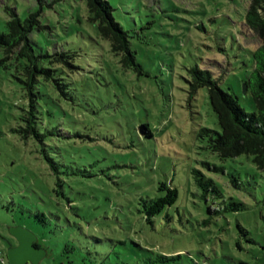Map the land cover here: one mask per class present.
Returning a JSON list of instances; mask_svg holds the SVG:
<instances>
[{"label":"rangeland","instance_id":"obj_1","mask_svg":"<svg viewBox=\"0 0 264 264\" xmlns=\"http://www.w3.org/2000/svg\"><path fill=\"white\" fill-rule=\"evenodd\" d=\"M109 1L142 73L124 68L99 36L86 0H0V32L8 7L22 18L39 11L36 53L71 49L81 66L39 84V127L61 134L47 147L60 186L42 145L12 130L26 101L14 66L0 69V264L17 244L13 226L38 236L47 251L39 264H264V170L252 156L223 159L210 148L203 128L221 127L209 90L190 93L200 67L255 110L245 83L248 44L259 43L244 28L251 0ZM162 183L179 197L151 223L142 198L165 194Z\"/></svg>","mask_w":264,"mask_h":264},{"label":"trees","instance_id":"obj_2","mask_svg":"<svg viewBox=\"0 0 264 264\" xmlns=\"http://www.w3.org/2000/svg\"><path fill=\"white\" fill-rule=\"evenodd\" d=\"M86 3L89 20L97 24L99 36L110 43L111 51L120 56L123 67L142 73L143 66L138 62L131 46L130 33L114 16V6L109 0H86ZM7 10L10 14L7 21L8 29L6 32H0V47L4 50V57L0 59V69L3 66H14V77L22 84L23 98L26 101L21 107L19 122L12 130L22 138L26 140L34 138L42 145L44 157L57 176L60 186V164L47 149L50 147V136L60 133L57 130H42L39 127L41 116L44 114L39 84L42 81H56L55 73L58 69L67 72L80 70L81 66L76 62L78 53L71 49L57 50L53 54L36 53L31 35L36 29L43 28L39 18L40 12H31L26 18H22L15 8L8 7ZM244 28L259 38L257 45L248 44L254 66L245 81L252 93L255 110L245 109L236 94L221 87L217 79L212 77L211 71L200 67L191 69L193 79L190 93L191 98H194L201 87H207L209 90L210 103L221 127V131L203 128L202 135L206 134L210 138V148L223 159L241 155L252 156L257 167L264 170V0L250 1ZM58 84L63 90L67 86ZM142 130L148 136L152 135L146 126ZM196 173L202 177L200 182L204 187H211L218 192V187L212 179H207L201 171L197 170ZM159 190L166 193L142 198L140 211L151 223L155 216L167 206L176 203L179 197V190L167 183H162ZM234 204L236 209L244 207L242 202ZM2 262L4 263V260Z\"/></svg>","mask_w":264,"mask_h":264},{"label":"water","instance_id":"obj_3","mask_svg":"<svg viewBox=\"0 0 264 264\" xmlns=\"http://www.w3.org/2000/svg\"><path fill=\"white\" fill-rule=\"evenodd\" d=\"M11 234L17 239V244L8 247L9 264H39L47 255L45 248L38 247V236L23 226H13Z\"/></svg>","mask_w":264,"mask_h":264},{"label":"flooded vegetation","instance_id":"obj_4","mask_svg":"<svg viewBox=\"0 0 264 264\" xmlns=\"http://www.w3.org/2000/svg\"><path fill=\"white\" fill-rule=\"evenodd\" d=\"M18 243V242H17Z\"/></svg>","mask_w":264,"mask_h":264}]
</instances>
